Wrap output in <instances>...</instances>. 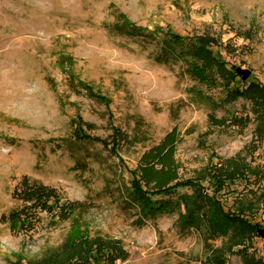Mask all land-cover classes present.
I'll return each instance as SVG.
<instances>
[{"label": "rangeland", "instance_id": "rangeland-1", "mask_svg": "<svg viewBox=\"0 0 264 264\" xmlns=\"http://www.w3.org/2000/svg\"><path fill=\"white\" fill-rule=\"evenodd\" d=\"M120 15L141 28L207 37L229 69L251 73L245 82L238 75L240 87H264V0H0V264H28L64 253L70 240L91 244L98 237L119 246L115 264H203L205 242L195 230H181L179 212L141 222L126 202L131 171L174 128L182 134L181 182L219 177L225 186L206 181V194L230 215L253 205L247 219L264 230L256 103L222 104L225 89L198 84L184 61L158 63L157 41L113 29ZM71 75L109 98V106ZM210 115L223 125L212 128ZM79 129L106 145L79 140ZM230 161L237 171L246 166L245 177H224ZM22 179L83 203L81 227L57 211L36 215L40 222L29 232L13 230L6 218L21 209L15 195ZM191 188L178 189V198ZM224 243L219 237L211 246ZM227 256V264H246L241 254ZM247 257L264 264V237L253 238Z\"/></svg>", "mask_w": 264, "mask_h": 264}, {"label": "trees", "instance_id": "trees-1", "mask_svg": "<svg viewBox=\"0 0 264 264\" xmlns=\"http://www.w3.org/2000/svg\"><path fill=\"white\" fill-rule=\"evenodd\" d=\"M119 17V21L113 26L116 32L129 38L157 41L160 46L158 63H168L172 60L184 61L188 67L187 72L198 84L207 88L218 86L223 88L222 90L225 89L226 97L221 101L222 104L232 103L241 98L254 101L259 110V131L261 135L264 134V87L255 81H249L248 83L251 84H247V87H240L235 67L229 69L222 55L219 52H213L217 42H212L207 37H184L173 30L165 32L159 27L141 28L133 25L124 15ZM70 79L91 97L100 102L104 101L109 106V98L95 92L91 85L78 80L74 75H71ZM256 94L258 98L254 100ZM198 95L197 97L209 106H219L216 102L211 103L209 96L202 95L201 92ZM209 122L212 128L223 125L215 115L209 116ZM78 127L82 129L81 124ZM80 129L77 131L81 133L79 140L105 144L104 141L83 134ZM181 142L182 134L174 128L159 144L143 153L136 168L131 171L132 179L126 188V202L138 210L141 222L150 217L179 212L178 224L181 230H195L205 242L203 264H227V253L230 251L232 254H241L245 257L246 264H263L261 259L256 261L247 257L253 238L260 236V226L247 219V216L253 213V205L244 207L241 204L236 209L238 212L236 215L227 214L215 198L206 194L203 183L215 180L217 189L222 183L221 179L215 175L181 182L180 166L177 160V150ZM226 167L224 177L236 179V176L242 175L243 178L246 175L244 172L246 166L242 162V171H237L239 165L235 161H230ZM188 186L192 187L193 194H185L178 198V189L188 190ZM219 186L221 190L225 183ZM15 196L22 202L21 209L13 211L10 217L6 218L13 230L26 229L29 232L34 229L35 222L38 220L36 215L44 212L54 214L57 211L63 215L62 220H65L64 217L72 218L75 227H81L78 220L79 216L85 212V205L69 203L56 191L43 184L36 182L31 184L28 180L22 179L21 187ZM174 197L177 198L174 199ZM219 237L227 240V243H224L221 248L211 246V242ZM233 248L238 249L232 251ZM118 259H122L119 246L98 237L91 244L86 242L76 244L70 240L64 253L48 255L28 264H115Z\"/></svg>", "mask_w": 264, "mask_h": 264}, {"label": "water", "instance_id": "water-1", "mask_svg": "<svg viewBox=\"0 0 264 264\" xmlns=\"http://www.w3.org/2000/svg\"><path fill=\"white\" fill-rule=\"evenodd\" d=\"M237 73L239 75V77L242 79V81H247L250 77H251V73L249 71L246 70H242V69H238ZM259 233L262 237H264V230L259 229Z\"/></svg>", "mask_w": 264, "mask_h": 264}]
</instances>
